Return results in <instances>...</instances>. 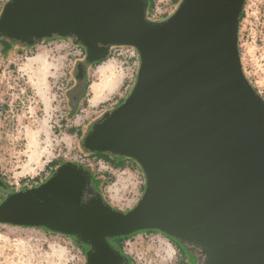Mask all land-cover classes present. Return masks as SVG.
<instances>
[{
	"label": "water",
	"instance_id": "1",
	"mask_svg": "<svg viewBox=\"0 0 264 264\" xmlns=\"http://www.w3.org/2000/svg\"><path fill=\"white\" fill-rule=\"evenodd\" d=\"M246 0H181L161 21L150 0H9L0 13V53L70 39L77 65L133 48L130 94L92 124L89 154L135 162L144 190L129 210L108 203L87 168L64 162L44 183L13 192L0 177V224L45 229L88 248L85 264H129L111 240L158 232L197 264H264V99L242 66Z\"/></svg>",
	"mask_w": 264,
	"mask_h": 264
},
{
	"label": "rangeland",
	"instance_id": "2",
	"mask_svg": "<svg viewBox=\"0 0 264 264\" xmlns=\"http://www.w3.org/2000/svg\"><path fill=\"white\" fill-rule=\"evenodd\" d=\"M157 1L151 16L175 10L181 0L177 5ZM245 9L239 34L243 66L247 77L264 90V0H247ZM157 16L158 21L165 19ZM118 53L123 56L113 53L104 62L88 66L84 92L76 73L77 65L85 62V51L70 39L54 38L0 53V177L11 191L46 182L69 161L90 170L105 200L125 210L122 203L133 198L136 179L144 181L140 168L133 161L120 169L95 159L76 135L77 128L90 129L130 94L140 61L129 58L131 49L121 48ZM121 246L131 264H197L158 232L137 233ZM87 250L69 236L0 224V264H85Z\"/></svg>",
	"mask_w": 264,
	"mask_h": 264
},
{
	"label": "crops",
	"instance_id": "3",
	"mask_svg": "<svg viewBox=\"0 0 264 264\" xmlns=\"http://www.w3.org/2000/svg\"><path fill=\"white\" fill-rule=\"evenodd\" d=\"M165 1H163L162 3H166V5H168V4H175V3L177 5V3H179V1H177V0H165ZM157 2L159 4L160 0H158ZM176 5H174L173 7H176ZM174 11H175L174 9L172 10V8H170V9H166L165 11H162L160 13L164 15L163 18H167ZM63 46H61V47H63ZM64 47H66V46H64ZM89 127L87 126V127L77 128V130H76L77 137H80V138L83 137L87 133V131L89 130ZM130 162H131L130 160H126L125 162L123 161L121 164L122 165H125V164L130 165ZM122 167H119L118 166L116 168H120L121 169ZM110 168H112V167H110ZM129 171H131V170H129ZM136 180H137V183H136V187L134 188L135 189L134 190V196L131 199L124 200V202L122 203V205H123L122 206L123 207L122 209L129 210V209L133 208L136 205V203L138 202V200L140 199V197H141L142 190H143V185H144V181L141 182V181L138 180V178Z\"/></svg>",
	"mask_w": 264,
	"mask_h": 264
},
{
	"label": "built area",
	"instance_id": "4",
	"mask_svg": "<svg viewBox=\"0 0 264 264\" xmlns=\"http://www.w3.org/2000/svg\"><path fill=\"white\" fill-rule=\"evenodd\" d=\"M9 0H0V9L6 4V2H8ZM246 2H247V0H246ZM245 6H246V4H245ZM157 15H163V14H161L160 12H159V14H158V12L155 14V16H151V14L149 13V18L151 19V20H154V21H158L160 18L157 16ZM245 15H247V12H246V9L244 8V17H243V19H242V21H241V24H240V33H241V29H242V27H243V24H244V22H245ZM239 42H240V40H239ZM131 49V50H133V53L130 55V59H134V58H137V60H139V56H138V54H137V51L135 50V49H133V48H128V47H117V48H113L112 49V51H111V54H113L114 53V56L116 55V56H118V57H120V56H123V54L122 53H118L117 54V50L118 49ZM241 54V53H240ZM241 60H242V57H241ZM242 66H243V61H242ZM243 71H244V73H245V75L247 74L246 73V70H245V68H244V66H243ZM246 77H247V75H246ZM247 79L249 80V82L251 83V85L256 89V91L260 94V96L264 99V90L262 89V87H260L259 86V84H257V82L256 83H253L251 80H250V78L249 77H247ZM132 87V86H131ZM19 184V183H18ZM11 186H13V184L11 185ZM3 201V195L0 193V203Z\"/></svg>",
	"mask_w": 264,
	"mask_h": 264
},
{
	"label": "trees",
	"instance_id": "5",
	"mask_svg": "<svg viewBox=\"0 0 264 264\" xmlns=\"http://www.w3.org/2000/svg\"><path fill=\"white\" fill-rule=\"evenodd\" d=\"M154 1L155 0H150V8H149V11H150V9L152 8V6H153V3H154ZM243 17H244V12H243V14H242V18H241V21H242V19H243ZM101 63V62H100ZM86 90V89H85ZM123 101H121V102H119V104H118V106L122 103ZM85 136V135H84ZM83 136V137H84ZM82 137V138H83ZM89 154V153H88ZM90 156H93V157H95V159H98V160H103L105 163H108V164H111V165H113L114 167H122L123 165L121 164L122 162H117V160H116V158H118V157H114V156H112V155H110V154H107V153H105V154H102V153H94V154H89ZM127 160V159H126ZM93 181H94V184H96L97 186H98V181L96 180V177H95V175H93ZM99 187V186H98ZM135 235V234H134ZM127 238H129V237H126V238H116V239H113V240H111V243L116 247V248H118L121 252H123V249H122V246H121V242L124 240V239H127ZM172 241L174 242V243H176L179 247H180V245L178 244V242H176L175 240H173L172 239ZM81 246H83L84 248H86L87 249V247L86 246H84V245H81ZM129 264H131V261H130V259H129Z\"/></svg>",
	"mask_w": 264,
	"mask_h": 264
},
{
	"label": "flooded vegetation",
	"instance_id": "6",
	"mask_svg": "<svg viewBox=\"0 0 264 264\" xmlns=\"http://www.w3.org/2000/svg\"><path fill=\"white\" fill-rule=\"evenodd\" d=\"M24 48L22 46H19V45H15L13 48ZM98 187V186H97ZM99 188V187H98ZM179 244V243H178ZM180 245V244H179ZM88 249V248H87ZM180 249L183 250L187 255L188 257L191 259V258H195L196 260H198V257L200 256L199 253L195 250V251H187L182 245H180Z\"/></svg>",
	"mask_w": 264,
	"mask_h": 264
}]
</instances>
